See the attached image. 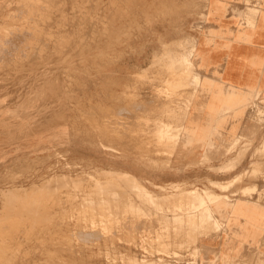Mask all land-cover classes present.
I'll return each instance as SVG.
<instances>
[{
  "label": "rangeland",
  "instance_id": "obj_1",
  "mask_svg": "<svg viewBox=\"0 0 264 264\" xmlns=\"http://www.w3.org/2000/svg\"><path fill=\"white\" fill-rule=\"evenodd\" d=\"M53 1L0 0V264H203L204 238L222 229L215 214L245 217L239 199L264 195V99L253 94L234 114L263 134L226 123L195 134L189 116L215 82L198 63L206 0ZM226 98L223 115L235 109ZM258 231L235 234L222 264H264Z\"/></svg>",
  "mask_w": 264,
  "mask_h": 264
},
{
  "label": "crops",
  "instance_id": "obj_2",
  "mask_svg": "<svg viewBox=\"0 0 264 264\" xmlns=\"http://www.w3.org/2000/svg\"><path fill=\"white\" fill-rule=\"evenodd\" d=\"M203 27L198 41V63L205 70L202 76L215 82L209 86L205 109L193 111L189 116L198 121L195 134H210L223 123L227 131L235 134H263L251 125L243 129L242 122H237L241 117L234 114H242L239 110L255 91L258 98L264 99V0H206ZM226 96L234 99L230 105L235 109L223 115L221 110L227 107ZM245 96L248 98L243 100ZM257 185L264 187V179ZM261 198L258 200L255 194L239 199L246 203L245 217L230 211L223 217L215 214L222 229L218 237L204 238L203 246L212 254H205L203 264H222L220 257L227 256L220 251L227 246L231 248L230 256L239 242L235 234L254 235L259 234L260 229L264 234V195ZM257 202L260 204L256 207L253 204Z\"/></svg>",
  "mask_w": 264,
  "mask_h": 264
},
{
  "label": "bare ground",
  "instance_id": "obj_3",
  "mask_svg": "<svg viewBox=\"0 0 264 264\" xmlns=\"http://www.w3.org/2000/svg\"><path fill=\"white\" fill-rule=\"evenodd\" d=\"M38 1H39V0H38ZM51 1H52V0H51ZM54 1H55V0H54ZM54 1H53V2H54ZM66 1H67V0H66ZM70 1H71V0H70ZM84 1H85V0H84ZM92 1H93V0H92ZM138 1H139V0H138ZM166 1H167V0H166ZM168 1H169V0H168ZM248 1H249V0H248ZM23 2H24V1H23ZM32 2H33V0H32ZM47 2H48V1H47ZM68 2H69V1H68ZM86 2H87V0H86ZM106 2H107V1H106ZM43 3H44V2H43ZM50 3H51V2H50ZM114 3H115V2H114ZM116 3H117V2H116ZM165 3H166V2H165ZM168 3H169V2H168ZM21 4H22V2H21ZM38 4L40 5V3H38ZM54 4H55V3H54ZM104 4H105V3H104ZM245 4H246V3H245ZM22 5H23V4H22ZM27 5H28V4H27ZM46 5H47V4H46ZM75 5H76V3H75ZM90 5H91V4H90ZM106 5H107V4H106ZM19 6H20V5H19ZM19 6H18V7H19ZM67 6H68V5H67ZM93 6H94V5H93ZM117 6H118V5H116L115 8H116ZM1 7H2V6H1ZM24 7H25V5H24ZM69 7H70V6H69ZM90 7H91V6H90ZM119 7H120V6H119ZM19 8H21V7H19ZM44 8H45V6H44ZM55 8H56V7H55ZM109 8H110V7H109ZM126 8H127V7H126ZM33 9L35 10V8H33ZM46 9H49V8H46ZM75 9H77V8L75 7ZM89 9H90V8H89ZM116 9H117V8H116ZM22 10H23V9H22ZM27 10H28V9H27ZM31 10H32V9H31ZM34 10H33V11H34ZM71 10H73V9H71ZM24 11H26V10H24ZM29 11H30V10H29ZM29 11H28V12H29ZM44 11H45V10H44ZM44 11H43V12H44ZM68 11H70V10H68ZM83 11H84V10H83ZM88 11H89V10H88ZM106 11H108V10H106ZM119 11H120V10H119ZM119 11H118V12H119ZM157 11H158V10H157ZM28 12H27V14H28ZM31 12H32V11H31ZM35 12H36V11H35ZM41 12H42V10H41ZM49 12H50V10H49ZM56 12H57V11H56ZM56 12H55V13H56ZM76 12H78V11H76ZM81 12H82V11H81ZM108 12H109V15H110V11H108ZM11 13H12V11H11ZM15 13H16V12H15ZM32 13H33V12H32ZM65 13H66V12H65ZM65 13H64V14H65ZM95 13H96V12H95ZM102 13H104V12H102ZM12 14H13V13H12ZM34 14H35V13H34ZM40 14H41V13H40ZM64 14H62V15L64 16ZM72 14H73V13H72ZM116 14H117V13H116ZM18 15H19V14H18ZM24 15H25V14H24ZM32 15H33V14H32ZM41 15H42V14H41ZM47 15H48V14H47ZM47 15H45V16H47ZM68 15H69V14H68ZM76 15H77V13H76ZM102 15H103V14H102ZM12 16H14V14H13ZM37 16H38V15H37ZM39 16H40V15H39ZM42 16H43V15H42ZM52 16H53V15H52ZM55 16H57V14H55ZM74 16H75V15H74ZM111 16H112V15H111ZM154 16H155V15H154ZM157 16H158V15H157ZM9 17H10V16H9ZM18 17H19V16H18ZM29 17H30V16H29ZM31 17H32V16H31ZM60 17H61V16H60ZM64 17L67 18V14H66V16H64ZM64 17H63V18H64ZM77 17H78V16H77ZM6 18H7V17H6ZM13 18H14V17H13ZM22 18H24V17H22ZM33 18H34V17H33ZM37 18H38V17H37ZM48 18H49V17H48ZM57 18H58V17H57ZM69 18H70V17H69ZM69 18H67V19H69ZM93 18H94V17H93ZM100 18H101V17H100ZM107 18H108V17H107ZM8 19H9V18H8ZM17 19H18V18H17ZM27 19H28V18H27ZM35 19H36V18H35ZM46 19H47V18H46ZM50 19H51V18H50ZM64 19H65V18H64ZM83 19H84V18H83ZM103 19H104V18H103ZM108 19H109V18H108ZM9 20H10V19H9ZM53 20H54V19H53ZM53 20H52V21H53ZM59 20H60V19H59ZM74 20H75V19H74ZM76 20H77V19H76ZM79 20H80V19H79ZM11 21H12V20H11ZM39 21H40V20H39ZM49 21H50V20H49ZM66 21H67V20L65 19L64 22H66ZM90 21H91V20H90ZM109 21H110V19H109ZM3 22H4V21H3ZM20 22H21V21H20ZM31 22H32V21H31ZM43 22H44V20H43ZM45 22H46V21H45ZM77 22H78V21H77ZM7 23H8V22H7ZM24 23H25V21H24ZM24 23H22V24H24ZM46 23H47V22H46ZM49 23H50V22H49ZM66 23H67V22H66ZM90 23H91V22H90ZM93 23H94V22H93ZM101 23H102V22H101ZM104 23H105V22H104ZM125 23H126V22H125ZM247 23H248V22H247ZM20 24H21V23H20ZM34 24H35V23H34ZM34 24L32 23V25H34ZM40 24H41V23H40ZM44 24H45V23H44ZM51 24H52V23H51ZM68 24H69V21H68ZM70 24H71V23H70ZM12 25H13V24H12ZM28 25H29V24H28ZM42 25H43V24H42ZM63 25H64V24H63ZM90 25H91V24H90ZM1 26H2V25H1ZM5 26H6V25H5ZM15 26H16V24H15ZM20 26H21V25H20ZM39 26H40V25H39ZM101 26H102V25H101ZM103 26H105V25H103ZM145 26H146V25H145ZM251 26H252V25H251ZM7 27H8V25H7ZM30 27H31V26H30ZM36 27H37V26H36ZM49 27H51V25H50ZM58 27H59V26H58ZM58 27H57V28H58ZM66 27H68V26L66 25ZM74 27H75V26H74ZM4 28H5V27H4ZM23 28H24V27H23ZM27 28H28V27H27ZM34 28H35V26H34ZM54 28H55V27H54ZM54 28H53V29H54ZM82 28H83V27H82ZM82 28H81V29H82ZM93 28H94V27H93ZM2 29H3V28H2ZM2 29H1V30H2ZM24 29H25V28H24ZM29 29H30V28H29ZM35 29H36V28H35ZM39 29H40V28H39ZM46 29H48V28H46ZM50 29H51V28H50ZM55 29H56V28H55ZM58 29H59V28H58ZM84 29H85V28H84ZM103 29L105 30V28H103ZM36 30H37V29H36ZM41 30H42V29H41ZM71 30H72V29H71ZM88 30L90 31L91 29H88ZM107 30H109V29H107ZM4 31H5V30H4ZM7 31H8V29H7ZM12 31H13V30H12ZM14 31H15V30H14ZM16 31H17V30H16ZM18 31H19V30H18ZM25 31H26V30H25ZM46 31H47V30H46ZM50 31H51V30H50ZM60 31H61V30H60ZM67 31H68V30H67ZM130 31H131V30H130ZM9 32H10V31H9ZM62 32H63V31H62ZM83 32H84V31H83ZM95 32H96V31H95ZM95 32H94V33H95ZM106 32H107V31H106ZM13 33H14V32H12V34H13ZM28 33H29V32H28ZM79 33H80V32H79ZM92 33H93V32H92ZM94 33H93V34H94ZM19 34H20V32H19ZM30 34H31V33H30ZM42 34H43V33H42ZM53 34H54V32H53ZM16 35H18V34H16ZM27 35H28V34H27ZM34 35H36V34H34ZM40 35H41V34H40ZM62 35H63V34H62ZM77 35H78V34H77ZM97 35H99V34H97ZM5 36H6V35H5ZM8 36H9V35H8ZM14 36H15V35H14ZM90 36H91V35H90ZM17 37H18V36H17ZM40 37H41V36H40ZM42 37H43V36H42ZM49 37H50V36H49ZM51 37H52V36H51ZM62 37H64V36H62ZM85 37H87V36H85ZM98 37H99V36H98ZM109 37H110V36H109ZM0 38H1V37H0ZM5 38H8V39H9V37H7V36H6ZM10 38H11V37H10ZM12 38H13V37H12ZM88 38H89V37H88ZM3 39H4V38H3ZM17 39H18V38H17ZM31 39H32V38H31ZM31 39H30V40H31ZM58 39H59V38H58ZM84 39H85V38H84ZM1 40H2V39H1ZM9 40H10V39H9ZM9 40L5 39L6 42H8ZM22 40H23V39H22ZM45 40H46V39H45ZM59 40H61V39H59ZM70 40H71V39H70ZM81 40H82V38H81ZM95 40H96V39H95ZM97 40H98V39H97ZM2 41H3V40H2ZM16 41H17V40H16ZM34 41H37V40L34 39ZM34 41H33V42H34ZM51 41H52V40H51ZM10 42H11V41H9V44H10ZM22 42H23V41H22ZM25 42H26V41H25ZM45 42H46V41H45ZM56 42H57V41H56ZM60 42H61V41H60ZM0 43H1V42H0ZM13 43H14V41H13ZM27 43H28V42H27ZM31 43H32V42H31ZM36 43H37V42H36ZM53 43H54V42H53ZM190 43H191V42H190ZM14 44H15V43H14ZM23 44H24V42H23ZM23 44H21V46H22ZM44 44H45V43H44ZM30 45H31V44H30ZM63 45H64V44H63ZM66 45H67V44H66ZM9 46H10V45H9ZM11 46L13 47V45H11ZM11 46H10V47H11ZM25 46H26V45H25ZM31 46H32V45H31ZM41 46H42V45H41ZM45 46H46V45H45ZM52 46H53V44H52ZM56 46H57V45H56ZM78 46H79V45H78ZM2 47H3V46H2ZM4 47H5V46H4ZM4 47H3V48H4ZM14 47H16V46H14ZM22 47H23V46H22ZM33 47H34V46H33ZM35 47H36V46H35ZM23 48H24V47H23ZM31 48H32V47H31ZM59 48H60V47H59ZM11 49H12V48H11ZM13 49H14V48H13ZM16 49H17V48H16ZM20 49H21V47L19 48V51H20ZM27 49H29V48H27ZM35 49H36V48H35ZM42 49H43V48H42ZM0 50H2V49H0ZM9 50H10V49H9ZM14 50H15V49H14ZM22 50H24V49H22ZM22 50H21V52H22ZM25 50H26V49H25ZM50 50H51V49H50ZM184 50H185L184 47H182V50H181V53H180V54H181L180 59H182V63H181V65L185 64V66H186V65L189 64V61H188L187 53H185ZM2 51H3V50H2ZM6 51H7V50H6ZM16 51H17V50H16ZM33 51H34V50H33ZM35 51H36V50H35ZM4 52H5V51H4ZM17 52H18V51H17ZM28 52H29V51H28ZM127 52H128V51H127ZM0 53H1V52H0ZM6 53H7V52H6ZM29 53H30V52H29ZM31 53H32V52H31ZM35 53H36V52H35ZM49 53H50V52H49ZM54 53H55V52H54ZM132 53H133V52H132ZM7 54H8V53H7ZM21 54H22V53H21ZM10 55H11V53H10ZM31 55H33V54H31ZM1 56H2V55H1ZM1 56H0V57H1ZM13 56H14V53H13ZM17 56H18V55H17ZM73 56H74V55H73ZM75 56H76V55H75ZM4 57H5V56H4ZM10 57H11V56H10ZM37 57H38V55H37ZM102 57H103V56H102ZM1 58H2V57H1ZM19 58H20V57H19ZM32 58H33V57H32ZM32 58H31V59H32ZM38 58H39V57H38ZM10 59H11V58H10ZM22 59H24V58H22ZM25 59H26V58H25ZM25 59H24V60H25ZM111 59H112V58H111ZM116 59H117V58H116ZM7 60H9V59L7 58ZM19 60H20V59H19ZM26 60H27V59H26ZM109 60H110V59H109ZM0 61H1V60H0ZM9 62H11V61H9ZM12 62H13V61H12ZM14 62H15V61H14ZM21 62H22V61H21ZM6 65H7V62H6ZM66 66H67V65H66ZM85 66H86V65H85ZM13 67H14V66H13ZM172 67H173V66H172ZM61 68H62V67H61ZM79 68H80V67H79ZM178 68H179V67H178ZM64 69H65V68H64ZM175 69H176V68H175ZM66 70H67V69H66ZM66 70H65V71H66ZM176 70H177V69H176ZM63 71H64V70H63ZM86 71H87V70H86ZM194 71H195V69H194ZM170 72H172V71H170ZM176 73H177V72H176ZM178 73H179V71H178ZM171 74L175 75L173 72H172ZM180 74H181V71H180ZM199 74H200V73H199ZM64 75H65V74H64ZM183 75H185V74H183ZM186 75H187V74H186ZM66 76H67V75H66ZM176 76H177V75H176ZM169 77H170V76H169ZM177 77L179 78V75H178ZM170 78H172V76H171ZM178 78H177V79L174 78V79H176L177 82H178V81L180 80V79H178ZM198 78H199V77H198ZM167 79H168V78H167ZM167 79H166V81H167ZM174 79H173V80H174ZM182 79H183V78H182ZM173 80H172V81H173ZM166 81H164V82H165L166 84H169V83H167L168 81H167V82H166ZM174 81H175V80H174ZM175 82H176V81H175ZM177 82H176V83H177ZM1 84H2V83H1ZM112 84H113V83H112ZM114 84H115V83H114ZM172 84H173V83H172ZM180 84H181V83H180ZM174 85H175V84H174ZM176 85H177V84H176ZM176 85H175V86H176ZM178 86H179V85H178ZM54 87H55V85H54ZM63 89H64V87H63ZM254 90H255V89H254ZM65 91H66V89H65ZM257 92H258V91H257ZM255 93H256V91H255ZM255 93H254V94H255ZM256 95H257V94H256ZM71 103H72V102H71ZM101 105H103V104H101ZM91 106H92V105H91ZM96 107H97V106H96ZM101 108H102V107H101ZM87 109H88V108H87ZM76 110H77V109H76ZM89 110H90V109H89ZM82 111H83V110H82ZM80 112H81V111H80ZM90 112H91V111H90ZM92 112H93V110H92ZM64 113H65V112H64ZM100 113H101V112H100ZM92 114H93V113H92ZM77 116H78V115H77ZM70 117H71V116H70ZM68 118H69V117H68ZM150 136H151V135H150ZM141 138H142V137H141ZM143 139H144V138H143ZM145 139H146V138H145ZM150 140H151V138H150ZM142 141H143V140H142ZM262 145L264 146V142H263V140H262ZM219 156H220V155H219ZM32 158H33V157H32ZM41 159H42V158H41ZM42 161H43V160H42ZM41 163H42V162H41ZM35 164H36V163H35ZM233 164H234V163H233ZM25 165H26V164H25ZM229 165H230V164H229ZM231 165H232V164H231ZM255 165H256V164H255ZM33 166H34V165H33ZM21 167H24V166H21ZM106 171H107V170H106ZM80 172H81V171H80ZM108 172H109V171H108ZM112 172H115V171H112ZM118 172H119V171H118ZM259 172H260V171H259ZM60 174H61V173H60ZM109 174H110V173H109ZM122 174H126V173H122ZM250 174H251V173H250ZM8 175H9V174H8ZM8 175H7V176H8ZM127 175H128V174H127ZM235 175H236V174H235ZM252 175H254V174H252ZM9 176H10V175H9ZM250 176H251V175H250ZM126 177H128V176H126ZM257 177H258V176H257ZM43 178H44V177H43ZM65 178H66V175H65ZM70 178H71V177H70ZM88 178H89V177H88ZM124 178H125V175H124ZM129 178L131 179L132 176L130 177V175H129L128 179H129ZM58 179H59V178H58ZM73 179H74V178H73ZM78 179H80V178H78ZM102 179H103V178H102ZM117 179H118V178H117ZM130 179H129V180H130ZM235 179H236V177H235V178H232V181H230V182L228 181L229 183L225 184L224 187H229L231 184H233V182L235 181ZM120 180H121V179H120ZM120 180H119V181H120ZM131 180H136V178H135V179H131ZM67 181H68V180H67ZM69 181H70V180H69ZM74 181H75V180H74ZM80 181H81V180H80ZM103 181H104V180H103ZM119 181H118V182H119ZM123 181H125V180L123 179ZM207 181H208V180H207ZM37 182H38V181H37ZM39 182H40V181H39ZM76 182H77V180H76ZM93 182H94V181H93ZM99 182H100V181H99ZM101 182H102V181H101ZM105 182H106V181H105ZM127 182H128V180H127ZM132 182H133V181H132ZM134 182H135V181H134ZM213 182H214V181H213ZM47 183H48V182H47ZM51 183H52V182H51ZM61 183H62V182H61ZM67 183H68V182H67ZM115 183H116V182H115ZM115 183H114V184H115ZM122 183H123V182H122ZM122 183H121L120 185H122ZM129 183H131V182H129ZM129 183H128V184H129ZM41 184H42V183H41ZM53 184H54V183H53ZM63 184H64V183H63ZM65 184H66V183H65ZM80 184H81V183H80ZM92 184H94V183H92ZM114 184H113V185H114ZM135 184H136V183H135ZM218 184H220V183H218ZM35 185H36V184H35ZM75 185H76V184H75ZM81 185H82V184H81ZM85 185H86V184H85ZM96 185H97V184H96ZM107 185H109V183H108ZM126 185H127V184H126ZM126 185H125V186H126ZM132 185H133V184H132ZM139 185H141V184H139ZM139 185H138V186H139ZM10 186H11V185H10ZM27 186H28V185H27ZM36 186H37V185H36ZM40 186H41V185H40ZM97 186H98V185H97ZM105 186H106V185H105ZM116 186H117V185H116ZM118 186H119V185H118ZM125 186H123V187H125ZM138 186H137V187H138ZM34 187H35V186H34ZM43 187H44V186H43ZM48 187H49V186H48ZM48 187H47V188H48ZM50 187H51V186H50ZM52 187H54V185H53ZM63 187H64V186H63ZM63 187H62V188H63ZM93 187H94V185H93ZM95 187H96V186H95ZM100 187H101V186H100ZM103 187H104V186H103ZM127 187H128V185H127ZM130 187H131V186H130ZM4 188H5V187H4ZM6 188H7V187H6ZM47 188H45V189H47ZM67 188H68V187H67ZM96 188H97V187H96ZM98 188H99V187H98ZM125 188H126V187H125ZM142 188H143V186H142ZM249 188H251V187H250V186H249V187H245V186H244V187L242 188V190H243V191H247V190H249ZM2 189H3V188H2ZM19 189H20V188H19ZM57 189H58V188H57ZM92 189H93V188H92ZM92 189H91V191H92ZM111 189H112V188H111ZM119 189H120V188H119ZM123 189H124V188H123ZM9 190H10V189H9ZM13 190H14V189H13ZM13 190H12V191H13ZM22 190H23V189H22ZM49 190H50V189H49ZM61 190H62V189H61ZM71 190H72V189H71ZM89 190H90V189H89ZM93 190H94V189H93ZM96 190H97V189H96ZM96 190H95V191H96ZM124 190H125V189H124ZM142 190H144V189H142ZM63 191H64V190H63ZM67 191L69 192V190H67ZM101 191H103V190H101ZM109 191H110V190H109ZM133 191H134V190H133ZM140 191H141V189H140ZM145 191H147V190L145 189ZM194 191H195V190H194ZM6 192H8V191H6ZM13 192H14V191H13ZM13 192H11V193L14 195ZM16 192H17V189H16ZM16 192H15V195H16ZM24 192H26V191H24ZM28 192H29V191H28ZM41 192H42V191H41ZM46 192L51 193L50 191H46ZM106 192H107V190H106ZM113 192H114V191H113ZM117 192H118V191H117ZM125 192H126V191H125ZM127 192H128V191H127ZM130 192H131V191H130ZM148 192H149V191H148ZM210 192H212V190H211ZM19 193H20V192H19ZM22 193H23V192H22ZM22 193H21V194H22ZM43 193H44V192H43ZM43 193H42V194H43ZM64 193H65V192H64ZM120 193H121V192H120ZM178 193H179V194H178ZM178 193H177V196H178V195H181L180 192H178ZM212 193H213V192H212ZM5 194H6V193H5ZM8 194H9V193H8ZM17 194H18V192H17ZM21 194H20V195H21ZM45 194H46V193H45ZM53 194H54V193H53ZM53 194H52V195H53ZM90 194H92V193H90ZM97 194H98V193H97ZM116 194H117V193H116ZM128 194H129V192H128ZM128 194H127V195H128ZM137 194H138V193H137ZM140 194H141V193H140ZM6 195H7V194H6ZM39 195H40V194H39ZM62 195H63V194H62ZM98 195H100V194H98ZM112 195H113V194H112ZM155 195H156V194H155ZM190 195H191V194H190ZM190 195H187L186 198H187L188 196H190ZM195 195H196V194H195ZM197 195H198V194H197ZM199 195H200V194H199ZM9 196H10V194H9ZM9 196H8V197H9ZM34 196H35V195H34ZM41 196H42V195H41ZM46 196H47V195H46ZM89 196H90V195H89ZM89 196H88V197H89ZM96 196H97V195H96ZM109 196H110V194H109ZM124 196H125V195H124ZM124 196H122V197H124ZM143 196H144V195H143ZM149 196H151V195H149ZM175 196H176V195H175ZM177 196H176V198H177ZM184 196H185V195H184ZM184 196H183V194H182V198H183V199L185 198ZM24 197H25V195H24ZM63 197H64V196H63ZM103 197H104V196H103ZM105 197H106V196H105ZM117 197H118V196H117ZM117 197H116V198H117ZM153 197H154V196H153ZM192 197H193V196H192ZM1 198H2V197H1ZM9 198H10V200H11V197H9ZM40 198H41V197H39V199H40ZM42 198H43V197H42ZM44 198H45V197H44ZM100 198H101V197H100ZM109 198H110V197H109ZM130 198H131V197H130ZM133 198H134V196H133ZM179 198L182 199L181 197H179ZM241 198H242V197H241ZM12 199H13V198H12ZM16 199H17V198H16ZM85 199H86V198H85ZM106 199H107V198H106ZM154 199H155V197H154ZM161 199H162V198H161ZM161 199H160V200H161ZM164 199H165V198H164ZM188 199H189V197H188ZM252 199H253V198H252ZM10 200H8V201L10 202ZM31 200H32V199H31ZM33 200H34V199H33ZM37 200H38V198H37ZM37 200H36V201H37ZM110 200H111V199H110ZM124 200H125V199H124ZM184 200H186V199H184ZM193 200H194V199H193ZM193 200H192V201H193ZM261 200H262V199H261ZM11 201H12V200H11ZM36 201H34V202H36ZM49 201H50V200H49ZM81 201H82V200H81ZM81 201H80V202H81ZM84 201H86V200H84ZM106 201H107V200H106ZM114 201H116V200H114ZM143 201H145V200H143ZM162 201H163L164 203L167 202V201H164V200H162ZM5 202H6V201H5ZM9 202H8V203H9ZM20 202H22V201L20 200ZM30 202H31V201H30ZM37 202H39V201H37ZM41 202H42V201H41ZM98 202H99V201H98ZM152 202L154 203V201H152ZM22 203H23V202H22ZM26 203H27V202H26ZM78 203H79V202H78ZM90 203H91V202H90ZM113 203H114V202H113ZM116 203H117V202H116ZM121 203H123V201H122ZM170 203H171V202H170ZM259 203H260V202H259ZM65 204H66V203H65ZM85 204H86V203H85ZM91 204H92V203H91ZM97 204L99 205L100 203H97ZM119 204H120V203H119ZM142 204H143V203H142ZM155 204H156V203H155ZM162 204H163V203H162ZM166 204H168V203H166ZM10 205H11V204H10ZM13 205H14V204H13ZM73 205H74V204H73ZM88 205L90 206V204H88ZM101 205H102V204H101ZM109 205H110V203H109ZM113 205H114V204H113ZM113 205H112V206H113ZM159 205H160V204H159ZM168 205H169V204H168ZM14 206H16V205H14ZM21 206H22V205H21ZM39 206H40V205H39ZM96 206H97V205H96ZM112 206H111V207H112ZM117 206H118V205H117ZM129 206H130V205H129ZM28 207H29V206H28ZM54 207H55V206H54ZM75 207H76V205H75ZM108 207H109V206H108ZM123 207H124V206H123ZM151 207H152V206H151ZM161 207H162V206H161ZM31 208H33V207H31ZM63 208L65 209L64 206L62 207V209H63ZM70 208H71V207H70ZM80 208H81V206H80ZM92 208H93V207H92ZM95 208H96V207H95ZM104 208H105V207H104ZM131 208H132V207H131ZM140 208H141V207H140ZM19 209H20V208H19ZM48 209H49V208H48ZM83 209H84V208H83ZM102 209H103V208H102ZM102 209H101V210H102ZM109 209H111V208H109ZM115 209H116V208H115ZM117 209H118V208H117ZM121 209H122V208H121ZM124 209H125V208H124ZM175 209H176V208H175ZM37 210H38V209H37ZM49 210H50V209H49ZM66 210H67V209H66ZM71 210H73V209H71ZM74 210H75V209H74ZM88 210H89V209H88ZM92 210H93V209H92ZM99 210H100V208H99ZM113 210H114V209H113ZM128 210H129V209H128ZM18 211H19V210H18ZM31 211H32V210H31ZM117 211H118V210H117ZM119 211H120V210H119ZM61 212H62V211H61ZM67 212H68V211H67ZM82 212H83V211H82ZM96 212H97V210H96ZM98 212H99V211H98ZM106 212H107V211H106ZM51 213H52V212H51ZM62 213H63V212H62ZM78 213H79V212H78ZM116 213H117V212H116ZM116 213H114V214H116ZM191 213H192V212H191ZM22 214H23V213H22ZM22 214H21V215H22ZM36 214H37V213H36ZM36 214H35V215H36ZM81 214H82V213H81ZM110 214H111V212H110ZM23 215H24V214H23ZM54 215H55V214H54ZM60 215H61V214H60ZM66 215H67V214H66ZM76 215H78V214H76ZM95 215H98V214L95 213ZM86 216H87V215H86ZM109 216H110V215H109ZM109 216H108V217H109ZM167 216H168V215H167ZM74 217H75V216H74ZM78 217H79V216H78ZM81 217H82V216H81ZM106 217H107V216H106ZM10 218H11V217H10ZM29 218H30V217H29ZM99 218H100V217H99ZM22 219H23V218H22ZM22 219H21V220H22ZM45 219H46V218H45ZM60 219H61V217H60ZM89 219H90V218H89ZM8 220H9V219H8ZM13 220H14V219H13ZM40 220H41V219H40ZM78 220H79V219H78ZM106 220H107V219H106ZM106 220H105L104 222H106ZM110 220H111V219H110ZM194 220H195V219H194ZM196 220H197V219H196ZM16 221H17V220H16ZM108 222H109V220H108ZM196 222H198V221H196ZM200 222H201V221H200ZM10 223H11V222H10ZM20 223H21V222H20ZM198 223H199V222H198ZM213 223H214V222H213ZM184 224H185V223H184ZM184 224H183V225H184ZM194 224H195V223H194ZM196 224H197V223H196ZM207 224H208V223H207ZM3 225H4V224H3ZM7 225H8V224H7ZM23 225H24V224H23ZM95 225H96V224H95ZM111 225H112V224H111ZM4 226H5V225H4ZM93 226H94V225H93ZM11 227H12V226H11ZM106 227H107V226H106ZM180 227H181V225H180ZM2 228H3V226H2ZM5 228H6V227H5ZM17 228H18V227H17ZM19 228H20V227H19ZM40 228H41V227H40ZM54 228H55V227H54ZM184 228H185V227H184ZM190 228H191V227H190ZM197 228H198V227H197ZM20 229H21V228H20ZM49 229H50V228H49ZM1 230H2V229H1ZM6 230H7V229H6ZM33 230H34V229H33ZM179 230H180V229H179ZM191 230H192V229H191ZM2 231H3V230H2ZM79 231H80V230H79ZM85 231H86V230H85ZM111 231H113V230H111ZM180 231H181V230H180ZM185 231H186V230H185ZM192 231H193V230H192ZM197 231H198V230H197ZM4 232H5V231H4ZM27 232H28V231H27ZM182 232H183V231H182ZM10 233H11V232H10ZM30 233H31V232H30ZM43 233H44V232H43ZM68 233H69V232H68ZM73 233H75V232H73ZM77 233H78V232L76 231V234H77ZM86 233H87V232H86ZM190 233H191V232H190ZM198 233H199V232H198ZM70 234H71V233H70ZM76 234H75V235H76ZM94 234H95V233H94ZM8 235H9V234H8ZM16 235H17V234H16ZM19 235H20V234H19ZM163 235H164V234H163ZM177 235H178V234H177ZM190 235H191V234H190ZM81 236H82V235H81ZM84 236H85V235H84ZM86 236H87V235H86ZM86 236L84 237L85 239H87ZM96 236H97V235H96ZM174 236H175V234H174ZM180 236H181V235H180ZM188 236H189V235H188ZM29 237H30V236H29ZM82 237H83V236H82ZM175 237H176V236H175ZM3 238H4V237H3ZM14 238H15V237H14ZM21 238H22V237H21ZM93 238H94V237H93ZM184 238H185V237H184ZM4 239H5V238H4ZM159 239H160V238H159ZM161 239H162V238H161ZM165 239H168V238H165ZM181 239H182V238H181ZM1 240H2V239H1ZM6 240H7V239H6ZM54 240H55V239H54ZM91 240H92V239H91ZM157 240H158V239H157ZM168 240H169V239H168ZM176 240H177V238H176ZM189 240H190V239H189ZM86 241H87V240H86ZM152 241H153V240H152ZM181 241H182V240H181ZM191 241H192V240H191ZM29 242H30V241H29ZM149 242H150V241H149ZM163 242H164V241H163ZM173 242H175V241L173 240ZM179 242H180V241H179ZM156 243H157V242H156ZM188 243H189V242H188ZM34 244H35V242H34ZM42 244H43V243H42ZM161 244H162V242H161ZM165 244H166V243H165ZM168 244H169V243H168ZM155 245H156V244H155ZM159 245H160V244H159ZM159 245H158V246H159ZM189 245H190V243H189ZM162 246H163V245H162ZM170 246H171V245H170ZM13 247H14V246H13ZM29 247H30V246H29ZM63 247H64V246H63ZM178 247H179V246H178ZM193 247H194V246H193ZM193 247H192V248H193ZM30 248H31V247H30ZM35 248H36V247H35ZM152 248H153V247H152ZM157 248H158V247H157ZM196 248H197V247H196ZM6 249H7V248H6ZM25 249H26V248H25ZM66 249H67V248H66ZM2 250H3V249H1V251H2ZM29 250H30V249H29ZM55 250H56V249H55ZM67 250H68V249H67ZM70 250H71V249H70ZM10 251H11V250H10ZM17 251H18V250H17ZM19 251H20V250H19ZM25 251H26V250H25ZM52 251H53V250H52ZM180 251H181V250H180ZM56 252H57V251H56ZM8 253H9V252H8ZM105 253H106V252H105ZM261 253H262V252H261ZM13 256H14V255H13ZM23 256H24V255H23ZM258 256H260V255L257 254V257H258ZM3 257H4V256H3ZM9 257H10V256H9ZM14 257H15V256H14ZM16 257H17V256H16ZM262 257H263V255H262ZM26 259H27V258H26ZM9 260H10V259H9ZM11 260H12V259H11ZM37 260H38V259H37ZM127 260H128V259H127ZM1 261H3V260H1ZM13 261H14V260H13ZM39 261H40V260H39ZM137 261H138V260H137ZM21 262H22V261H21ZM21 262H20V263H21ZM165 262H167V261H165ZM35 263H36V262H35ZM135 263H136V262H135ZM138 263H139V262H138ZM154 263H155V262H154ZM178 263H180V262H178ZM131 264H132V263H131ZM187 264H188V263H187ZM189 264H190V263H189ZM258 264H263V263H261V261H259Z\"/></svg>",
  "mask_w": 264,
  "mask_h": 264
}]
</instances>
